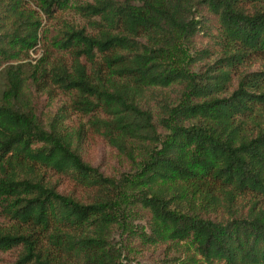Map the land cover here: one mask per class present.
Instances as JSON below:
<instances>
[{
    "label": "trees",
    "instance_id": "obj_1",
    "mask_svg": "<svg viewBox=\"0 0 264 264\" xmlns=\"http://www.w3.org/2000/svg\"><path fill=\"white\" fill-rule=\"evenodd\" d=\"M73 3L88 25L32 63L42 18L0 0V264H124L125 180L94 166L101 139L138 172L143 240L164 264H264V0H42V13Z\"/></svg>",
    "mask_w": 264,
    "mask_h": 264
},
{
    "label": "rangeland",
    "instance_id": "obj_2",
    "mask_svg": "<svg viewBox=\"0 0 264 264\" xmlns=\"http://www.w3.org/2000/svg\"><path fill=\"white\" fill-rule=\"evenodd\" d=\"M25 4L42 18V34L37 48L32 50L29 58L22 62L36 63L41 57H47V59L53 61L59 56L65 55L64 52L51 44V35L72 26L83 27L88 25L84 16L76 9L75 3L63 10L54 11L55 17L53 18L42 13V0H25ZM181 59L186 58L182 56ZM4 69L5 65L0 69V96H2L7 83ZM41 103H51V101L46 96H42ZM56 107L52 108V113ZM100 141L101 144L96 146L91 154L94 166L99 167L105 175L125 180L123 192L121 198H119V223L113 234L114 244L122 251L123 263L164 264V258H166L165 247L155 248L154 245L143 240V234L149 231V228L146 213L143 212L136 193V190L139 189L138 172L133 169L126 158L116 156L113 148L105 143L103 139ZM60 183L61 181H59ZM63 185L62 187L69 186L67 182H64ZM174 192L175 189L172 187L169 193L172 195ZM174 201L183 203L184 199L175 197Z\"/></svg>",
    "mask_w": 264,
    "mask_h": 264
}]
</instances>
